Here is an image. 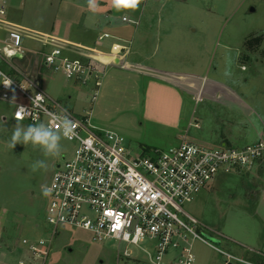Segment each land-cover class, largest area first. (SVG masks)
<instances>
[{"label": "rangeland", "instance_id": "1", "mask_svg": "<svg viewBox=\"0 0 264 264\" xmlns=\"http://www.w3.org/2000/svg\"><path fill=\"white\" fill-rule=\"evenodd\" d=\"M18 3L21 25L38 33L51 30L57 0H18ZM144 4L156 6L158 10L164 5L163 21L159 25L154 17L152 28L143 27L151 29L148 41L139 40L141 27L132 28L133 57L139 49L150 54L158 42V52L147 64L160 60L161 67L190 70L200 77L195 80L194 88L185 86L200 98L195 101L185 96L180 129L166 130L168 136L144 120V83L147 81L144 76L115 70L110 95L92 101V92L71 84L66 87L63 74L51 70L55 80L50 87H45L47 93L63 106L73 108L78 116L85 115L84 112L95 105L93 123L124 137L132 156L143 154L145 145L151 146V151L153 147L162 150L175 147L182 140L175 135L181 134L189 142L209 148L222 145L208 138H227L232 147L264 141V0H147L139 8ZM117 13L122 15V10ZM169 32L175 36L171 57L164 52ZM183 32H187L185 42ZM162 54L168 59L162 58ZM13 111V105L0 100V231L6 245L19 241L15 249L20 256L16 263L22 260L30 264L35 261L22 241L51 239L45 222L47 194L44 189L48 193L63 156L72 158L74 145L62 139V152L58 157H45L39 148L31 145L17 144L14 149L9 148L12 130L17 124ZM196 122L200 123L197 127ZM37 160H46L48 169L33 171ZM263 180L253 167L237 173L221 172L192 202L183 206L185 212L203 225L201 235L205 239L220 251L239 258L229 263H261L263 257L242 246L240 241L259 247L264 253V220L258 214L264 216V207L261 212L262 205L258 204L264 192ZM60 232L52 240L46 264H149L146 255L119 260V246L115 242H96L90 234L69 227H60ZM126 247L122 244L121 252ZM130 249L134 257L138 256L136 247ZM193 249L195 264H226L228 261L223 253L200 241L193 244ZM240 257L248 262L241 261Z\"/></svg>", "mask_w": 264, "mask_h": 264}, {"label": "built area", "instance_id": "2", "mask_svg": "<svg viewBox=\"0 0 264 264\" xmlns=\"http://www.w3.org/2000/svg\"><path fill=\"white\" fill-rule=\"evenodd\" d=\"M0 1V14H5L7 0ZM41 38L52 46L43 54L46 64L67 79L89 87L92 101H96L103 72L91 63L70 59L63 47ZM23 39L20 31H10L8 48L12 55L0 51V100L14 106L13 120L24 126L44 122L59 129L55 117L62 116L64 110L76 123L72 137L66 138L74 145L72 158L63 156L48 187L45 222L51 239H24L22 245L27 246L30 257L46 264L60 227H69L90 234L96 242L117 243L119 260L146 255L149 264H195L193 244L200 241L223 253L227 263L238 261L205 239L201 235L203 225L183 206L221 172L250 170L263 161L264 141L242 147L209 148L189 142L185 136L175 147L132 156L125 138L98 128L90 111L75 115L51 102L32 83L18 81L4 71L2 64L9 57L24 54ZM21 107L25 110L18 120ZM122 244L127 245L123 252ZM131 246L138 249V256L134 257ZM10 251L12 248L3 242L0 231V261ZM16 264L28 263L20 260Z\"/></svg>", "mask_w": 264, "mask_h": 264}, {"label": "crops", "instance_id": "3", "mask_svg": "<svg viewBox=\"0 0 264 264\" xmlns=\"http://www.w3.org/2000/svg\"><path fill=\"white\" fill-rule=\"evenodd\" d=\"M144 1L146 2L147 0H142V2ZM157 1L160 2L161 0ZM57 5L51 30L46 33H38L21 25L18 19L19 17L17 16L20 6L18 0H7L5 14H0V51L12 55V53H9L8 48L10 43L9 33L12 30H18L24 36V54H16L15 56L9 57L2 64L4 71L18 81L32 83L45 92L51 102L59 104L74 113L73 108L69 109L63 106L46 91L45 87H50L55 77L52 74V69L46 64L43 57V54L49 52L52 46L40 41L42 39L41 37H43L45 41L52 40L55 44L63 47L64 54L70 59L91 63L103 72V83L98 98L100 96L104 99L110 95L111 82L115 79L112 77L115 70L147 77V81L144 83L145 95L142 117L162 134H167L165 131L168 129L174 131L180 129L184 121L183 110L185 96L193 97L195 101H199L200 98L198 96L196 98L194 92L185 89V86L194 88L195 80L200 77L190 72V70L182 71L165 68V66L161 67L160 60H158L160 62L157 61L155 64H147L155 56V53L158 52V42L150 54L147 55L145 51L142 52L143 49H139L136 52L138 56L135 53L133 57V42L130 41V33L133 27H136V29L141 27L139 36L141 42L149 40L147 38L151 36L149 32L151 29L144 30L143 27L148 26L147 28H152L151 22L154 17L158 19L157 23L160 25L163 21L161 12L164 5L159 10L156 6H148L146 4L135 10L122 9V15L117 13V10L112 6L111 0H97L98 6L94 11L88 7L87 0H57ZM2 6L0 1V9ZM146 13H149V15ZM124 18H128L130 21L126 22L123 20ZM185 36H187V32H183L182 39L184 42L188 40L184 38ZM156 38L158 41L159 30L157 31ZM166 38L168 41L165 43L164 52H167L169 56V53L175 50L173 48L175 46L173 41L175 36L172 32H169ZM184 48L187 49V46ZM161 56L164 59H168V56L164 54ZM63 77L67 80L66 87L71 84L75 87L83 88L86 92H91L89 87L81 85L78 81L67 79L64 75ZM94 107L95 105L90 109L92 119ZM87 112L89 110H86L84 113ZM191 124L189 122V125ZM197 124L200 125L199 122H196V127ZM183 137L182 134L175 135V138L179 140ZM207 140H212L213 142L219 141L222 146H229L228 144L230 143V140L227 138H208ZM153 148V151L162 150ZM144 149L142 153L147 154L150 153L149 151H151L150 149L152 147L145 145ZM128 151L132 153L131 149H128ZM253 169L264 177V160L257 162L253 166ZM251 198L254 200L255 196ZM259 203L262 205V212L264 207V192ZM258 214L264 220L263 213L258 212ZM18 244L19 241L9 246L12 248V252L10 251L0 261V264H16V260L20 256V252H17L15 249L18 248ZM240 244L244 247L251 248L253 252L263 257L262 259L260 258L261 263L250 262L251 264L264 263V253L259 247L255 248V246L249 245L243 240L240 241ZM235 257L237 258V256ZM240 259L241 261H245L241 257ZM245 262L247 263L248 261ZM226 264L231 263L226 262Z\"/></svg>", "mask_w": 264, "mask_h": 264}, {"label": "clouds", "instance_id": "4", "mask_svg": "<svg viewBox=\"0 0 264 264\" xmlns=\"http://www.w3.org/2000/svg\"><path fill=\"white\" fill-rule=\"evenodd\" d=\"M87 3L93 11L98 6L97 0H87ZM111 3L117 11L122 9L135 10L142 3V0H111ZM24 110L23 107L19 109L17 113L18 120L22 118L21 113ZM55 118L59 122V129H54L44 122L27 126L18 122L12 130L8 147L14 149L17 144L31 145L34 148H39L45 157L60 156L62 152L61 140L72 137L76 123L67 114L66 110H64L62 116L57 115ZM48 167L46 160H37L33 164L32 170L43 169L46 171ZM44 192L47 194V189H44Z\"/></svg>", "mask_w": 264, "mask_h": 264}, {"label": "water", "instance_id": "5", "mask_svg": "<svg viewBox=\"0 0 264 264\" xmlns=\"http://www.w3.org/2000/svg\"><path fill=\"white\" fill-rule=\"evenodd\" d=\"M252 11H254V9H252ZM117 62H118V61H117ZM215 242L220 243V241L217 240V239H215ZM231 264H232V263H231Z\"/></svg>", "mask_w": 264, "mask_h": 264}]
</instances>
